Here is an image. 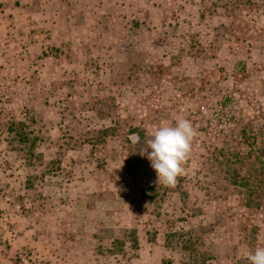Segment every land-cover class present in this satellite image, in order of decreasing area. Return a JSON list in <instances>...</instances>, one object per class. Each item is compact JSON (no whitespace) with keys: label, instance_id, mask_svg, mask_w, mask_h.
Segmentation results:
<instances>
[{"label":"rangeland","instance_id":"1","mask_svg":"<svg viewBox=\"0 0 264 264\" xmlns=\"http://www.w3.org/2000/svg\"><path fill=\"white\" fill-rule=\"evenodd\" d=\"M192 2L0 0V101L19 118L23 106L33 107L32 127L41 138L37 152L42 155L29 165L18 150L21 145L16 135L4 132L0 136V264H183L187 261L182 250L165 248L163 239L170 228L188 229L200 221L205 224L220 211L212 203L193 208L195 200L201 201L203 195L197 187V180L202 179L200 166L192 161L185 167L188 197L181 199L176 187H168L166 191L160 190L163 200L160 207L155 203L160 200L150 201L143 206L150 214L139 215L140 208H134L138 204L135 203L137 187L158 181L150 163L146 160L147 169L137 171L138 183L133 184L125 170L126 152L122 148L119 151L118 146L100 144L97 148L103 150L98 152L68 136L77 139L79 133L109 124L90 109L101 98H114L117 113L122 115L127 114L125 107L129 104L138 113L137 120L145 119L150 131L157 127L155 123L174 125L173 120L176 122L199 108L198 98L179 96L183 109L172 107L169 115L157 118L152 124L147 118L154 113L146 106L136 105L129 97L127 104L122 98L133 87L129 81L133 77L131 71L136 70L130 67L132 63L139 68L169 66L168 55H176L171 43L182 42L181 37L175 36L187 34L188 29L164 27V22H168L164 19L171 17L179 4L184 6L183 13L192 24H199L196 20L200 4L198 0ZM218 12L224 14L222 10ZM236 15L238 20L227 32L245 43L239 41L234 51L224 49L216 60L198 65L207 70L221 65L222 76H227L221 80L222 91L240 88L259 110L257 105L264 103V6L241 7ZM135 19L150 21L155 31L129 29L128 25ZM198 27L203 30L205 25ZM151 40H160L162 46L152 48ZM204 40L208 42L210 38ZM145 50H150V54H144ZM235 60L244 61L246 68L239 64L233 80L229 73ZM191 63L184 60V65L176 69L182 74H193L190 67L197 62L191 60ZM137 76L144 92L147 83L155 78L146 72ZM151 83L156 86L152 94L154 103H161V98L171 107L172 101L165 100L170 93L168 87H160L157 75ZM177 83L181 84L179 80ZM211 92L203 89L199 96L211 97ZM202 113L206 114L203 110ZM206 116L211 132L222 124L217 122V111ZM195 152L200 153L197 149ZM230 205L235 208L225 212L224 220L216 226L219 232H226L225 238H217L222 236L219 234L213 239L214 253L219 255L216 262L235 264L243 259L242 264H249L246 254L264 247V210L251 209L255 216L250 220L258 229L249 242L238 235L243 233L238 228L248 222L238 216H247L248 210L233 202ZM195 209L199 215L191 217ZM158 211L160 216H156ZM233 213L235 222L226 219ZM134 228L138 230L135 244L133 235L126 234Z\"/></svg>","mask_w":264,"mask_h":264},{"label":"trees","instance_id":"2","mask_svg":"<svg viewBox=\"0 0 264 264\" xmlns=\"http://www.w3.org/2000/svg\"><path fill=\"white\" fill-rule=\"evenodd\" d=\"M189 1L193 3L192 1L194 0ZM198 1L200 6L197 7L198 16L196 22H199V24H192L191 19H188V16L183 13L184 6L179 4H177L176 12L171 17L168 16L164 19L168 20V22H164V27L167 25L168 27L176 26L180 31L188 29L187 34L175 36L181 37L183 39L182 42L171 43L170 48L173 51L176 50V55H168L170 56L169 66H167L168 64H159V66L150 67L146 65L139 68L136 63H132L130 67L136 69L131 71L133 72V77H129V81L133 82V84L131 83L133 87L129 89V95L122 98L127 104L130 100L136 105L146 106L150 112L154 113V116L149 115L147 118L152 124L157 118L162 119L169 115L172 107L183 109L179 96L181 98L199 99L197 101L199 102V108L194 109L193 113L184 114V118L192 122L197 133H202L203 135L200 137L197 134L194 138L192 152L185 167H188L190 162L193 161L200 166L198 171L202 173V179L197 180V187L203 192V195L201 201L195 200L193 208L200 209L205 204L212 203L220 211L217 210L212 215L211 220L205 224H203L204 221H200L188 229L179 228L174 230V228H170V231H165L164 233L163 243L167 249H180L186 253L187 261L183 262V264H217L216 259L219 255L214 253L213 239L219 234L222 236L217 238H225L224 233L226 232H219L216 226L224 220L225 212L229 211L230 208H235L234 205L228 206L229 202H233L236 206L248 210L247 216L243 214L238 216V219L248 221L244 227L238 228V231L243 232L238 235L244 241L248 239L251 242L250 237L253 234V237H255L258 229L250 220L252 216H255L251 209L264 210V103L260 102L257 105L260 109L256 110L254 104L240 88H233L232 92L224 93L221 88V80L222 78L226 79L227 76H222V66L217 64L214 70H207L199 68L198 64L204 61L216 60L219 52L224 49L234 51L235 45L239 41L245 43L244 39L239 40L238 37H234L227 32L230 25L238 20L236 11H240L241 7L258 8L264 6V2L259 3L258 0ZM219 10H222L224 14L221 15L218 12ZM214 16H220L221 18L220 20H213ZM201 24L205 25L203 30L198 27ZM128 28L131 30H145L148 33L156 29L154 24L145 19H135L131 25H128ZM202 35H205V38L209 37L210 40L206 42ZM149 44L152 48L156 45L162 46L160 40H151ZM144 54L149 55L150 50H145ZM184 60L190 64H193L191 60L197 62L196 66L190 67L193 74H182L176 69L184 65ZM239 64H242L241 68H246L244 61L235 60L229 73L233 80H235L236 73L239 70ZM140 72H146V74H150V76L152 75L155 78L157 75L161 83L160 87L162 88V85L168 87L170 93L165 96V100L172 101L171 107H167L161 98H159L161 103H154L155 97L152 94L156 86H152L151 80H155V78H152L147 83L148 89L144 92L143 88L140 87L139 77L137 76V73ZM164 75L169 78H163ZM177 80L181 84H178ZM206 85H208L207 88L205 87ZM218 85L219 87H217ZM203 89L212 91V96H199V92ZM172 91H174V94H172ZM181 92L183 94L180 95ZM179 108H175L176 111ZM90 109L96 111L97 116L102 120H106L109 124L104 125L100 129L86 130L85 133H79L77 134V139L75 136H68L69 139L74 142L81 140V146L88 145L94 150H97V146L100 144L106 147H110L109 145L118 146L120 148L119 151L123 150L126 152L124 159L126 173L130 177L131 182L137 184V171L147 169L146 160L151 165L147 158V153L151 149L147 148L146 141L150 138L152 131L149 130L147 123L144 122L145 119L137 120L138 113L133 112L129 104L125 107L126 115L118 114V105L114 98L97 99ZM202 110L206 114L211 111H217L219 115L217 122L222 124L213 132H211L208 118L206 114L202 113ZM19 114L22 118H19L14 110L3 107L0 101V136L4 132L14 133L16 140L21 145L18 150L21 151L22 158L31 165L35 162V158L42 157L37 152L41 138L37 134V129L32 127L35 124L33 107L23 106ZM173 121L175 123V120ZM153 125L159 126L156 123ZM137 136L139 137V142H137ZM195 149L200 151V153H196ZM102 150L103 148L100 147L98 152ZM193 153L195 154L193 155ZM185 181L186 177H178L176 188L181 199L188 197ZM160 190L166 191L168 187L158 184V181L150 186L137 187L135 196L137 201L135 203L138 204H134V208H140L139 215L150 214L147 208H143L150 201L160 200L155 202L159 203L158 206L160 207L161 201H163L160 199ZM145 200H149V202H144ZM196 210H192L191 217L199 215ZM160 215L161 212L158 211L156 216ZM234 215L233 213L226 219H231V222H235ZM232 229L229 228L228 230L232 231ZM137 233L138 230L136 228L126 231V234L133 235L134 244L136 243ZM242 262L243 259H240L233 263L242 264Z\"/></svg>","mask_w":264,"mask_h":264},{"label":"clouds","instance_id":"3","mask_svg":"<svg viewBox=\"0 0 264 264\" xmlns=\"http://www.w3.org/2000/svg\"><path fill=\"white\" fill-rule=\"evenodd\" d=\"M196 135L192 122L183 117L177 118L174 125L161 123L150 133L146 143L151 151L147 153V158L157 173L158 184L176 187L178 177L185 174V164L190 158ZM245 258L249 264H264V247L249 251Z\"/></svg>","mask_w":264,"mask_h":264}]
</instances>
